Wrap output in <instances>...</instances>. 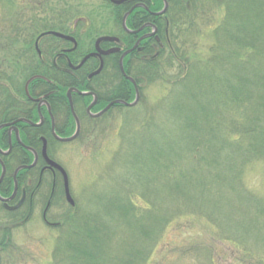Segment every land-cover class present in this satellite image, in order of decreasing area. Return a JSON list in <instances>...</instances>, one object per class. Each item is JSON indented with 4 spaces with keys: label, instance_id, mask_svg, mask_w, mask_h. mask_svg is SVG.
Wrapping results in <instances>:
<instances>
[{
    "label": "trees",
    "instance_id": "1",
    "mask_svg": "<svg viewBox=\"0 0 264 264\" xmlns=\"http://www.w3.org/2000/svg\"><path fill=\"white\" fill-rule=\"evenodd\" d=\"M216 1L223 8L224 16L212 30L215 42L209 47V55L197 49L196 39H202L201 32L181 31L183 25L186 27L194 22L186 20L201 12V6L198 9L183 6L175 19L171 45L165 49L167 60L172 62L174 59L178 64L176 74L167 80L163 77L161 61L165 50L145 60H141L138 53H132L126 62L127 73L137 83L140 99L134 107H120L128 110L140 108L136 113L147 111L148 119L141 122L140 131L134 136L138 139L137 149L144 145L147 147L141 152L136 151L134 161L126 164L129 169L124 171L122 180H110L111 189L106 204L114 207L124 220L128 216L133 218L137 240L129 249L128 259L113 256L110 242L109 254L112 256L101 254L109 241L110 224L98 212H85L76 205L73 211L65 209L59 223L50 228L56 235L53 264H148L163 228L182 215H195V209L199 207L197 200H203L195 194L196 184L216 189L222 181V176L214 175L211 182H191L188 175L192 172L198 175V167L210 165L208 161L222 153L228 155L225 158H229L230 169L240 173L234 178L235 186L241 190L236 192L237 195L246 196L249 206L252 203L254 210L264 214V209H261L264 208V199L244 189L240 172L247 160L259 155L264 157V0ZM10 3L12 5L13 1L10 0ZM202 5L203 10L205 4ZM191 10L193 14L189 15ZM11 28V34H14L7 35V44L15 46L16 41L22 39L20 42L27 47L23 52L30 57L29 49L33 51L35 34L30 30L22 32L21 24L15 23ZM179 41H182L180 45ZM14 46L8 48L9 53H16ZM145 53L155 52L150 50ZM33 71L34 68L27 74L23 72V79L19 82L14 81L12 74L10 78L0 74V80L6 77V82L0 84V117L5 101L8 103L14 99L13 92L17 95L23 92L25 78ZM154 81L163 85L164 92L155 102L147 103L142 85L146 82L153 84ZM36 83H42L43 88L48 85L42 80H35L32 85ZM61 83L66 84L60 87L63 92L68 83ZM119 83L120 88L114 92L119 99L131 102L134 99L132 84L122 76ZM157 113L162 115L164 132L157 122L160 119ZM94 127L91 125L89 129ZM30 131L42 133V129L30 128ZM162 132L163 142L154 138L155 134L161 137ZM143 154L148 163L138 158ZM150 176L153 179L163 177L168 189L161 213L160 210L157 213L152 211L151 193L144 189ZM133 195L138 197V201L142 199L145 205H136ZM205 196L208 197L207 194ZM59 242L64 243L61 250L58 249ZM10 245L11 241L8 242ZM241 248L245 254L247 251L243 246ZM186 251L193 255L192 264H213V258L206 260L208 256L204 254L207 253L198 252L194 246ZM248 258L250 261L255 259L253 255ZM258 258V264H264V256Z\"/></svg>",
    "mask_w": 264,
    "mask_h": 264
},
{
    "label": "flooded vegetation",
    "instance_id": "2",
    "mask_svg": "<svg viewBox=\"0 0 264 264\" xmlns=\"http://www.w3.org/2000/svg\"><path fill=\"white\" fill-rule=\"evenodd\" d=\"M96 1L67 0L60 7L54 4L55 8L48 9L47 16L38 13L31 17L17 12L22 32L30 30L35 34L33 51L29 49L30 57L25 52L16 51L17 59L10 64L2 60L0 74L6 77L12 74L14 81L19 82L23 78L17 74L23 77V72L27 74L32 68L35 71L25 78L23 92L18 95L13 92L14 99L8 103L5 101L1 110L0 264H4L13 233L33 220L34 215L42 224L53 228L59 223V220L54 221L59 206L63 204L65 209L72 211L76 207L67 171L64 169L74 207L65 196L63 173L44 157L45 145L46 157L56 161L51 154L52 142L48 136L55 142H64L56 139L54 133L61 138L72 136L77 130V121L76 137L66 142L77 141L87 132L94 131V128L89 129L91 122L96 123L119 105L112 104L100 113L110 102L119 99L114 91L120 88V76L129 81L127 76H131L125 65L130 55L138 53L141 60H145L167 49L181 8L196 6L198 9L203 2L215 0ZM103 28L111 30L101 33ZM95 33L97 35L92 39ZM104 36L111 39L98 41ZM8 46L0 47L6 50ZM150 50L155 53H145ZM123 54L125 74L120 69ZM35 80L48 85L46 88L42 83L32 85ZM59 82L68 83L63 92L60 87L66 84ZM30 128L42 129V133L32 132Z\"/></svg>",
    "mask_w": 264,
    "mask_h": 264
},
{
    "label": "rangeland",
    "instance_id": "3",
    "mask_svg": "<svg viewBox=\"0 0 264 264\" xmlns=\"http://www.w3.org/2000/svg\"><path fill=\"white\" fill-rule=\"evenodd\" d=\"M12 1V5H9L11 4L10 0H0V46L7 44V35L13 32L11 25L18 24L17 17L19 14L17 12H22L24 16L31 17L38 13L47 16L48 9L55 8L54 4L60 7L62 2L67 0H52L50 2L44 0L37 4L36 2L40 0ZM88 1L97 3L96 0ZM224 1L227 2L228 0ZM217 2H203L205 4L203 10L201 4V12L196 14L194 18L186 20V22H194L187 24L186 27L184 25L181 27V31L185 29V31L189 30L190 33L195 30L201 32L202 39H196L197 49L206 55H209V47L215 42L212 30L224 16L223 8ZM189 13L191 15L193 11L191 10ZM109 30L111 29L103 28L101 33ZM96 35L95 33L92 39ZM20 40L22 39L16 41L14 49L23 52L27 50V47ZM181 42L179 41V45ZM169 44L171 45V41ZM9 47L6 50L1 49L0 62L2 60H8V64L15 62L14 53H9ZM166 51H164V59L161 61L163 65L161 66L163 77L167 80L176 74L178 64L174 59L172 62L167 60ZM223 53L226 56L225 51ZM17 75L20 79L22 78L20 74ZM3 82L6 80H0V84ZM154 82L156 84L146 82L142 85V93L148 99L147 103L155 102L157 97H160L164 92L163 85L157 84V81ZM138 109L140 108L128 110L120 107V105L115 106L99 118L96 123L92 121L93 127L95 126L94 131L87 132L88 134L85 136L82 134L83 137L79 140L73 142L53 141L51 144L53 158L63 165L69 175L71 194L76 199L78 209L82 208V211L85 212H98L100 217L106 219L110 224L109 241L106 243V250H102L101 254L112 256L109 254L108 244L110 242L113 249L111 253L122 260L128 259L129 249H132L136 244L135 225L131 216L124 220L114 207H109L106 204V201L111 189L110 180L115 179L118 182L122 180L124 171L129 169L126 164L134 161L136 151L141 152L147 147L144 145L137 149L138 139L134 137L135 133L140 131L138 128L141 122L148 119L147 111L136 113L139 111ZM160 113H157L160 116L157 122L162 125V129H159L164 132L163 118ZM163 132L161 137L155 134L154 138L162 141ZM161 145L165 146V144ZM227 156L226 153L214 156L211 158L212 161H208L210 165L197 168L198 175L195 176L193 172L188 175L191 182L195 180L211 182L214 175L215 177L222 176V181L216 189L204 188L196 184L195 194L203 200H197L199 207L195 209V215H182L163 228L161 239L153 248V254H151L148 264H192L191 257L193 255L185 252L190 246H194L198 252L207 253L204 254L205 257L208 256L206 260L210 257L213 258V264L259 263L260 258L258 256H264L262 255L264 254V214L254 210L252 203L249 206L250 202L246 196L237 195L236 192L238 190L241 192V190L235 186L234 178L240 173L230 169L229 158H225ZM138 158L148 163L144 154L141 157L138 155ZM240 172H242L241 180L244 189L259 199H264V157L259 155L247 160ZM199 175L203 177L200 178ZM149 179L150 181L145 184L144 189L151 193L152 211L157 213V210H160L161 213L168 192L166 183L163 181V177L153 179L150 176ZM180 189L181 187H179L178 192ZM134 197L135 195L132 198L136 205H145L142 199L138 201L136 199L138 197ZM64 209L63 204L57 208L58 214L54 221L61 219L59 213H62ZM12 237L10 248L4 255V264H53L54 238L56 235L37 220L35 215L33 220L15 231ZM232 240L236 243H231ZM57 245L59 250L64 247V243L61 242ZM240 245L247 251L245 254ZM176 248L177 250H175ZM250 255H253L255 259L250 261L248 258Z\"/></svg>",
    "mask_w": 264,
    "mask_h": 264
},
{
    "label": "water",
    "instance_id": "4",
    "mask_svg": "<svg viewBox=\"0 0 264 264\" xmlns=\"http://www.w3.org/2000/svg\"><path fill=\"white\" fill-rule=\"evenodd\" d=\"M50 33H52L53 35L59 36V37H63V35H61V34H59V33H56V32H50ZM64 37H65V36H64ZM108 39H111V38H109V37H107V36H104V37L99 38L98 41L108 40ZM126 53H127V52H124V54H126ZM124 54H123V55L121 56V58H120V69H121V72H123V73H124V69H123L122 59H123ZM124 74H125V73H124ZM127 79L132 83V85H133V87H134V90H135V98H134V100H133L132 102H126L125 100H122V99L114 100V101L110 102V103H109V104L103 109V111L100 112V113H103L104 111H106V110L108 109V107L111 106L112 104H122V105H125V106H128V107H132V106H135V105L137 104V102H138V100H139V91H138L137 85H136L135 81H134L131 77L127 76ZM27 84H28V82H27ZM27 84H26V91H27ZM70 90H71V89H70ZM70 90H68V93L70 92ZM77 92H78L79 94H86V93H83V92H81V91H77ZM100 113L97 114V115H100ZM76 121H77V120H76ZM78 128H79V125H78V121H77V130L75 131V133H74L72 136H70V137H68V138H61V137H59L57 134H55L54 132H53V133H54L55 138L58 139V140H60V141H70V140H72V139H74V138L76 137V135H77V133H78ZM43 154L45 155L44 157L46 158L47 162H48L51 166L55 167L57 170H59V171H61V172L63 173V175H64V181H65V185H64V187H65V196H66V199H67L68 203L71 204V205H73L74 202H73V199H72V197L70 196V193H69L68 180H67V176H66V174H65L64 169H63L59 164H57L56 162H54V161H52V160H49V159L46 157V154H45V145L43 146Z\"/></svg>",
    "mask_w": 264,
    "mask_h": 264
}]
</instances>
